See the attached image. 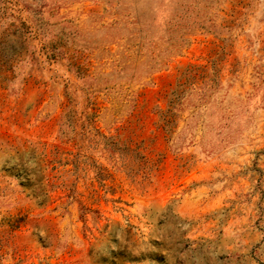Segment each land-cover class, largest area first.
<instances>
[{"label": "rangeland", "instance_id": "obj_1", "mask_svg": "<svg viewBox=\"0 0 264 264\" xmlns=\"http://www.w3.org/2000/svg\"><path fill=\"white\" fill-rule=\"evenodd\" d=\"M0 264H264V0H0Z\"/></svg>", "mask_w": 264, "mask_h": 264}]
</instances>
